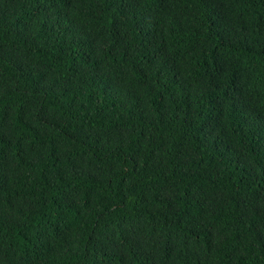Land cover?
Returning <instances> with one entry per match:
<instances>
[{
  "label": "trees",
  "instance_id": "16d2710c",
  "mask_svg": "<svg viewBox=\"0 0 264 264\" xmlns=\"http://www.w3.org/2000/svg\"><path fill=\"white\" fill-rule=\"evenodd\" d=\"M0 264H264V0H0Z\"/></svg>",
  "mask_w": 264,
  "mask_h": 264
}]
</instances>
